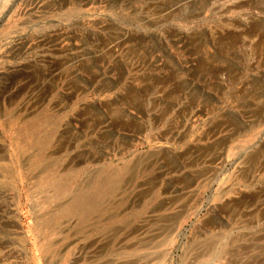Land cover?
<instances>
[{
    "label": "rangeland",
    "instance_id": "374dc122",
    "mask_svg": "<svg viewBox=\"0 0 264 264\" xmlns=\"http://www.w3.org/2000/svg\"><path fill=\"white\" fill-rule=\"evenodd\" d=\"M0 264H264V0H0Z\"/></svg>",
    "mask_w": 264,
    "mask_h": 264
}]
</instances>
